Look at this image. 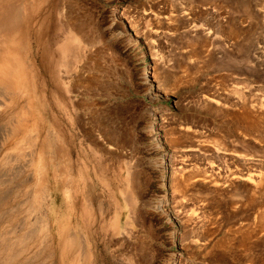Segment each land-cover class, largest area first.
I'll list each match as a JSON object with an SVG mask.
<instances>
[{
	"label": "rangeland",
	"instance_id": "1",
	"mask_svg": "<svg viewBox=\"0 0 264 264\" xmlns=\"http://www.w3.org/2000/svg\"><path fill=\"white\" fill-rule=\"evenodd\" d=\"M19 1L0 264H65L72 226L96 264H264V0ZM130 172L135 219L112 199Z\"/></svg>",
	"mask_w": 264,
	"mask_h": 264
},
{
	"label": "bare ground",
	"instance_id": "2",
	"mask_svg": "<svg viewBox=\"0 0 264 264\" xmlns=\"http://www.w3.org/2000/svg\"><path fill=\"white\" fill-rule=\"evenodd\" d=\"M19 0H0V36H1V33L2 32H9V31H12V30H15L16 26H17V18L20 19V9L21 7L19 6ZM82 28V27H81ZM7 30V31H6ZM0 45L2 46V48H4L5 44H4V41L2 40V43H0ZM3 49L0 50V84L1 86H4V88L8 91V90H11L13 92L12 89H14V75H15V61L13 58L11 57H6V49ZM146 71H148L146 69ZM4 94V93H3ZM13 95V94H12ZM15 128V127H14ZM16 129V128H15ZM19 128L17 127V130ZM150 129H151V132L153 131H156L157 130V127H156V124L155 123H152L150 125ZM17 130H13V132L15 131L16 133ZM12 134V133H10ZM15 134V133H13ZM158 138V137H157ZM159 145L161 146V142L156 141ZM109 143H112V144H116V142L112 139V140H109ZM12 157V156H10ZM14 161V160H13ZM10 162V161H9ZM8 162V163H9ZM7 163V165H8ZM27 163V162H26ZM13 164V163H12ZM28 164V163H27ZM6 165V164H5ZM26 165V164H25ZM24 165V166H25ZM12 168V167H11ZM209 169V168H208ZM19 170V169H18ZM214 170V169H213ZM7 171V170H6ZM193 171V170H192ZM205 171V170H204ZM215 171V170H214ZM180 172V170H179ZM185 172V171H184ZM189 172V171H188ZM207 172V170H206ZM206 172L202 173L200 175V172H199V175L204 177V179L208 180V179H212V180H217L215 179V177L213 175H208L206 174ZM209 172V171H208ZM207 172V173H208ZM7 173V172H6ZM198 173V172H197ZM3 174V173H2ZM9 174V173H8ZM14 174V173H12ZM186 174H190V173H187ZM192 174V173H191ZM190 174V177L192 178L194 176V174L191 176ZM11 175V174H10ZM18 175V174H17ZM182 175V174H181ZM195 175H196V172H195ZM197 174V176H199ZM208 175V176H207ZM217 175V174H216ZM4 176V174H3ZM2 176V178H3ZM13 176V175H12ZM33 176V175H31ZM180 176V175H179ZM219 176V175H218ZM1 177V176H0ZM6 177V176H5ZM4 177V178H5ZM14 177V176H13ZM16 177V175H15ZM178 177V176H177ZM188 176H185V181H188L190 180L191 178ZM195 177V176H194ZM7 178V177H6ZM182 178V177H181ZM200 178V177H199ZM13 179V178H12ZM11 179V180H12ZM32 179V177H31ZM118 179H119V184H118V192H116V195L115 197L112 196V199L115 200V203H114V206H115V209L116 211H118L119 209V206L121 205L122 201H123V204L125 203L128 207H129V210L131 212L133 216V218L135 219V215L137 214V202H138V196H137V192H138V183L137 180H136V177L130 172L127 179L125 180H122L119 176H118ZM3 182L5 181L4 179H2ZM8 181V180H7ZM177 181V180H176ZM28 183V182H27ZM4 184V183H3ZM8 184V183H7ZM5 184V186L7 185ZM23 185H26L25 182L23 183ZM9 186V185H8ZM11 186V185H10ZM27 186V185H26ZM4 187V186H3ZM7 187V186H6ZM14 187V186H13ZM12 187V190H14ZM29 187V186H28ZM33 187V185L31 186ZM21 188V187H20ZM23 188V187H22ZM30 188V187H29ZM32 189V188H31ZM41 189V188H40ZM2 190V189H1ZM8 190V189H7ZM42 190H39L37 191L36 193V196H35V199L36 200H40L41 199V196H43V193H42ZM106 190V189H105ZM20 191V189H19ZM30 191V189H29ZM28 191V192H29ZM36 191V190H35ZM45 192V190H44ZM8 194L10 193V191L8 190L7 192ZM12 193V192H11ZM3 194V193H2ZM17 194V193H15ZM21 194V193H19ZM111 194V193H109ZM69 195L71 197H69L70 199V203H72L73 201V194L71 192H69ZM112 195V194H111ZM6 196V194L4 195ZM3 196V197H4ZM10 196V194L8 195ZM7 196V198H8ZM23 196V195H22ZM31 197V196H30ZM44 198V197H43ZM3 199V198H2ZM10 199V198H9ZM7 200V199H6ZM11 200V199H10ZM4 202V201H3ZM36 202V201H35ZM2 202H0L1 204ZM100 204H103V202L100 201ZM32 205V204H31ZM104 205V204H103ZM33 206V205H32ZM72 208L74 205H70ZM43 208V207H42ZM101 209V208H100ZM5 210V209H4ZM105 210V209H104ZM103 211V210H102ZM2 213V211H1ZM0 213V214H1ZM6 213V212H4ZM98 213H96L97 215ZM4 215V214H2ZM98 216V215H97ZM100 216V215H99ZM80 217V215H79ZM138 217V216H136ZM43 218V217H42ZM41 218V219H42ZM2 219V217H1ZM45 219V218H44ZM3 220V219H2ZM17 220V219H16ZM8 221V220H7ZM85 222V226L88 228V230H91L92 227V221L93 222H96V221H99V218L98 217H95L92 219H85L83 220ZM12 222V221H11ZM18 222V221H17ZM20 223V222H19ZM26 223V222H25ZM25 223H23L25 225ZM46 223V222H45ZM8 224V223H7ZM11 224V223H10ZM18 224V223H17ZM38 225V224H37ZM44 225V224H43ZM31 226L33 227V225L31 224ZM5 227V226H4ZM32 230V229H31ZM120 230H123L121 229V226L120 228H115V230L113 231V233L115 234H118L120 233ZM88 233V232H87ZM102 234V233H101ZM35 235V234H34ZM100 235V234H99ZM38 236V235H37ZM60 241L59 243L57 244L58 247L60 248V251H61V257L59 258H62V261L65 263V264H96V262L98 263L97 261V257L95 256V252L93 250H91V248L89 247L90 246V242H88L87 240H83L81 239V235L79 233L76 232L74 226L72 227H66V228H63L61 229L60 231ZM28 239H29V236H27ZM93 237V236H92ZM36 238V237H35ZM26 237L23 238V240L25 241ZM38 239V237H37ZM102 239V238H100ZM114 240V239H113ZM47 241V240H45ZM52 241V240H50ZM49 241V242H50ZM108 241V240H107ZM24 243V242H23ZM25 244V243H24ZM23 245V244H22ZM49 245V244H48ZM40 246V245H39ZM47 246V245H46ZM25 247V245H24ZM27 247V245H26ZM21 250V249H20ZM48 250V249H47ZM23 251H24V248H23ZM23 251H21V253H23ZM41 251V250H40ZM21 253H12L14 255H11L8 259V261H17L19 259V256H22ZM19 255V256H18ZM130 255V253H129ZM52 256V255H51ZM120 260V259H119ZM118 260V261H119ZM129 262L131 263V256H129L128 258ZM139 260H142V259H139ZM61 262V261H60ZM61 264V263H60ZM119 264V263H118ZM136 264V263H135Z\"/></svg>",
	"mask_w": 264,
	"mask_h": 264
}]
</instances>
